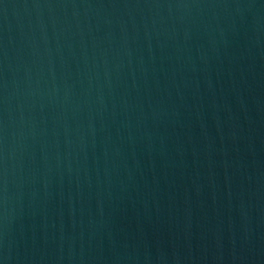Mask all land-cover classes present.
I'll return each instance as SVG.
<instances>
[{"label":"water","instance_id":"water-1","mask_svg":"<svg viewBox=\"0 0 264 264\" xmlns=\"http://www.w3.org/2000/svg\"><path fill=\"white\" fill-rule=\"evenodd\" d=\"M0 264H264V0H0Z\"/></svg>","mask_w":264,"mask_h":264}]
</instances>
